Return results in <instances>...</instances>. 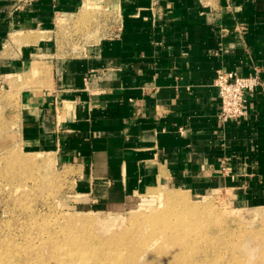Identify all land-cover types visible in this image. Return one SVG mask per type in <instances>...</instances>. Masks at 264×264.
<instances>
[{
  "label": "crops",
  "instance_id": "0c3cea01",
  "mask_svg": "<svg viewBox=\"0 0 264 264\" xmlns=\"http://www.w3.org/2000/svg\"><path fill=\"white\" fill-rule=\"evenodd\" d=\"M256 69L264 81V0H0L18 143L94 206L166 186L264 207V87L229 122L215 87L220 71Z\"/></svg>",
  "mask_w": 264,
  "mask_h": 264
},
{
  "label": "rangeland",
  "instance_id": "374dc122",
  "mask_svg": "<svg viewBox=\"0 0 264 264\" xmlns=\"http://www.w3.org/2000/svg\"><path fill=\"white\" fill-rule=\"evenodd\" d=\"M84 20L76 28L90 25ZM4 96L0 264H264V207L248 203L243 192L158 186L115 209L88 204L52 157L21 147L17 115L2 105ZM162 191L184 193L197 217L177 213L172 220Z\"/></svg>",
  "mask_w": 264,
  "mask_h": 264
},
{
  "label": "built area",
  "instance_id": "2783aa9c",
  "mask_svg": "<svg viewBox=\"0 0 264 264\" xmlns=\"http://www.w3.org/2000/svg\"><path fill=\"white\" fill-rule=\"evenodd\" d=\"M221 100L220 118L223 122L242 120L246 116L247 94L264 87L260 70L245 77L235 72L220 71L215 80Z\"/></svg>",
  "mask_w": 264,
  "mask_h": 264
},
{
  "label": "bare ground",
  "instance_id": "6f19581e",
  "mask_svg": "<svg viewBox=\"0 0 264 264\" xmlns=\"http://www.w3.org/2000/svg\"><path fill=\"white\" fill-rule=\"evenodd\" d=\"M164 191H162V193L160 194L159 196V199L162 200L163 202H166V203H169L170 202V209L166 210V212H169V215H170V218L172 220H174V216L177 214V213H184V215L186 216H189V217H197V214L199 213L197 210H195L194 207H192L190 205V202L187 200V198L185 197V194L184 193H181L179 191H176L175 193H163ZM165 203V204H166ZM163 204V203H161ZM164 204V205H165ZM162 206V205H161ZM175 208H178L179 210L175 209ZM162 213V212H160ZM151 216H142V218L144 219H149ZM153 218V217H151ZM160 216L159 215H155V219H159ZM171 225V224H170Z\"/></svg>",
  "mask_w": 264,
  "mask_h": 264
}]
</instances>
